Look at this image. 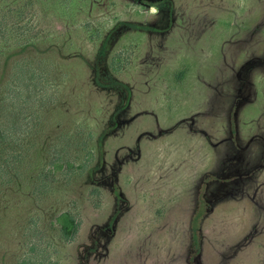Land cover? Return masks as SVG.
Segmentation results:
<instances>
[{
  "label": "rangeland",
  "instance_id": "1",
  "mask_svg": "<svg viewBox=\"0 0 264 264\" xmlns=\"http://www.w3.org/2000/svg\"><path fill=\"white\" fill-rule=\"evenodd\" d=\"M261 147L264 0H0V264H264Z\"/></svg>",
  "mask_w": 264,
  "mask_h": 264
},
{
  "label": "crops",
  "instance_id": "2",
  "mask_svg": "<svg viewBox=\"0 0 264 264\" xmlns=\"http://www.w3.org/2000/svg\"><path fill=\"white\" fill-rule=\"evenodd\" d=\"M249 60V59H248ZM259 128H262V126H260ZM239 136L238 134L236 135V139H238ZM250 142V141H249ZM249 142H239L237 141V145L233 142L231 147H232V150L231 152L233 153V159L235 160L236 159V162H237V166L241 165V166H249V159L251 157V155L254 153L253 152V144L249 143ZM237 148H241V149H237ZM260 151H262L261 153L262 154V157L264 156V148H260L259 149ZM264 160V159H263ZM252 168H254L253 164H252ZM258 169H255V173L256 174V171ZM254 176H257V175H254Z\"/></svg>",
  "mask_w": 264,
  "mask_h": 264
},
{
  "label": "trees",
  "instance_id": "3",
  "mask_svg": "<svg viewBox=\"0 0 264 264\" xmlns=\"http://www.w3.org/2000/svg\"><path fill=\"white\" fill-rule=\"evenodd\" d=\"M105 46H106V44L103 41L102 44L100 45V48L98 49V53L99 54H102L104 52ZM57 220L60 222L61 227H62L64 233H70L72 231V229L74 228V226H75L74 220L72 219V217L70 216V214L68 212H66V211L65 212H61L57 216ZM195 227L196 226H193V228H194L193 230L194 231H195ZM195 232L193 233L194 240L197 238V234Z\"/></svg>",
  "mask_w": 264,
  "mask_h": 264
}]
</instances>
